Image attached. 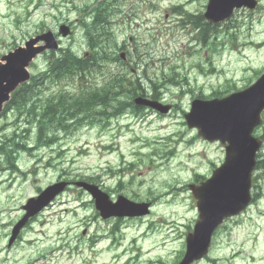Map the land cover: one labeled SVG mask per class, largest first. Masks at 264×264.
I'll return each instance as SVG.
<instances>
[{
  "label": "rangeland",
  "instance_id": "1",
  "mask_svg": "<svg viewBox=\"0 0 264 264\" xmlns=\"http://www.w3.org/2000/svg\"><path fill=\"white\" fill-rule=\"evenodd\" d=\"M98 1L0 0V60L42 30L57 31L59 23L65 21L73 25L74 33L63 41V48L82 55L88 47L81 26V10L95 7ZM261 3L256 12L240 10L218 30L210 29L207 32L210 40L205 45L199 40L193 42L197 31L192 25H184V19L173 8L180 5L185 12L199 15L205 12L207 0L124 1L120 22L112 28L118 45L125 46L124 51L133 54L132 59L136 60L138 53L143 56L144 66L138 76L146 81L147 75L158 83L169 76L179 81V86L156 89L157 96L176 106L168 115L151 111L132 113L136 116L127 113V118L111 119L108 127L97 124L57 131V143L48 147L37 144L36 125L26 124L29 117L24 110L21 115L16 110L8 111L0 122V142L10 138L21 142L24 135L32 150L21 152L15 160L24 175L13 176L4 168L5 164L0 167V264H87L83 260L86 257L96 261L88 260L92 264H122L126 256L117 262L112 257L113 251L106 247L113 237L112 231L119 229L124 237L116 234L118 241L113 247H131L134 242L128 244L127 239L147 229L151 237L138 240L146 251L142 264L147 260L173 264L176 252L183 247L185 225L194 224L197 219L194 200L183 186L193 181L195 174L210 176L224 160V147L198 137L196 130L186 126L184 112L189 111L191 101L198 95L211 96L228 87L244 88L256 72L264 70V0ZM48 61L46 56L39 57L38 70L44 69ZM106 66L112 73L125 69L115 62ZM104 80L106 76L96 75L93 82L101 84ZM80 87L78 79L64 80L51 85L43 95L61 89L75 94ZM145 88L150 93L148 83ZM172 149L175 154L166 164L160 157L162 152ZM130 163L135 164L134 168L126 170ZM157 163L166 165L154 168ZM111 170L116 174H111ZM119 170L125 171L118 173ZM255 175L258 178L253 194L257 199L243 216L229 220L214 240L211 257L219 260V264H264V174ZM61 178H91L114 198L123 194L136 200L135 191L147 200L150 190L168 195L155 203L151 217L145 219L149 221H123L116 228V221L100 218L89 196L71 189L46 209L24 231L20 242L9 249L11 224L19 218L22 205L36 196L40 188ZM131 179L133 184L128 187ZM182 187L185 190L172 192ZM150 221L157 223L149 224ZM168 234L170 238L166 239ZM91 246L94 249L89 252Z\"/></svg>",
  "mask_w": 264,
  "mask_h": 264
},
{
  "label": "water",
  "instance_id": "2",
  "mask_svg": "<svg viewBox=\"0 0 264 264\" xmlns=\"http://www.w3.org/2000/svg\"><path fill=\"white\" fill-rule=\"evenodd\" d=\"M256 7L255 0H210L206 18L211 22L224 20L232 14L235 8ZM67 30H64V34ZM48 47L56 48L51 34L43 37ZM32 41L28 49H19L15 54L4 58L6 65H0V110L2 103L8 99V94L21 81L28 78L25 67L41 49H36ZM166 113L169 108L156 107ZM264 110V75L251 88L234 94L224 100L211 102L195 101L192 111L186 116L189 126L197 127L199 135L209 141L220 140L228 143L226 161L219 168L211 181L200 188H193L194 196L198 199L200 220L195 233L188 238V256L204 254L209 246L213 231L224 218L240 213L250 202V179L256 165V154L261 147V140L252 136L254 129L262 121ZM218 182V186L217 183ZM210 184L215 189H210ZM89 190L100 207L104 217L111 215L141 216L148 214V205L133 204L121 197L116 204L96 188L82 184ZM64 185L50 188L42 198L29 205V214L14 230V236L19 233L29 216L36 214L44 204L63 190ZM209 188V189H208ZM191 259L186 258L183 264Z\"/></svg>",
  "mask_w": 264,
  "mask_h": 264
},
{
  "label": "trees",
  "instance_id": "3",
  "mask_svg": "<svg viewBox=\"0 0 264 264\" xmlns=\"http://www.w3.org/2000/svg\"><path fill=\"white\" fill-rule=\"evenodd\" d=\"M99 58H103V55L99 53H95L92 55L91 60H84L79 57H77L74 53L66 51L62 56L58 59H54L50 65V76L54 79H61L68 76H73L81 72V69H88L93 65V63L98 62ZM32 91V86H29L25 88L22 92L24 95H27ZM18 92L17 95H15L14 100L18 96V98L21 97V93ZM67 95L60 94L57 100H37L33 104V110H37L40 113L41 121L40 123L45 124V126H48V124H54L58 123L59 117L61 118L65 112H70L72 109H78L80 105H86L87 101L83 97V94H80V97H77V99H73L72 101L75 102L74 105H69L65 99ZM16 104V102L14 103ZM19 105H25V102H20ZM27 107V106H26ZM42 135H40V138ZM11 147L10 145L7 146V148H1V152L5 153L7 155V158H10V154L12 153L11 150L8 148Z\"/></svg>",
  "mask_w": 264,
  "mask_h": 264
}]
</instances>
